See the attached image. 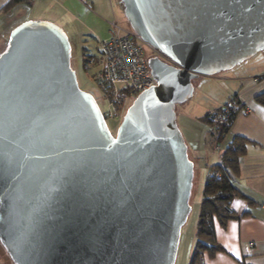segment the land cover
<instances>
[{
	"label": "water",
	"instance_id": "95a60500",
	"mask_svg": "<svg viewBox=\"0 0 264 264\" xmlns=\"http://www.w3.org/2000/svg\"><path fill=\"white\" fill-rule=\"evenodd\" d=\"M157 82L113 135L65 32L26 20L0 53V244L14 264H175L194 167L175 105L264 50V0H120Z\"/></svg>",
	"mask_w": 264,
	"mask_h": 264
},
{
	"label": "crops",
	"instance_id": "0c3cea01",
	"mask_svg": "<svg viewBox=\"0 0 264 264\" xmlns=\"http://www.w3.org/2000/svg\"><path fill=\"white\" fill-rule=\"evenodd\" d=\"M8 1L0 0V46L7 44L11 30L26 20L63 23L60 26L67 28V34L72 36L77 35V29L85 28L103 38L112 30V23L118 21L122 9L119 0H29L5 11ZM260 73L264 74V69L254 74ZM255 77L238 78L237 91L233 92L245 107L237 114L229 133L231 137L240 135L250 141L233 181L242 197H235L230 203L237 217L229 220L225 227L215 224L216 240L225 251L207 258V264H264V108L254 100L255 94L264 90V82L256 81ZM213 104L203 115L219 107ZM208 135L210 130L207 129L206 138ZM209 140L212 143L211 137ZM211 150L210 154H203L187 149L191 158L204 161L206 175V165L218 163V153Z\"/></svg>",
	"mask_w": 264,
	"mask_h": 264
},
{
	"label": "rangeland",
	"instance_id": "374dc122",
	"mask_svg": "<svg viewBox=\"0 0 264 264\" xmlns=\"http://www.w3.org/2000/svg\"><path fill=\"white\" fill-rule=\"evenodd\" d=\"M116 23L123 28L130 27L122 9L120 10V16ZM60 25L64 24L59 23L58 26L67 35L70 44V64L76 74L79 87L83 91L90 93L93 98H95L100 110L105 113L107 111V104L103 100L101 90L93 80L92 75L102 60V56L100 54V41L106 39L108 34L101 38V35L96 36L91 34L85 28H79L76 30L77 35L72 36L73 34H67V28L64 29ZM5 46L6 45L0 46V53L5 49ZM142 47L144 48L148 58L155 55L154 50L146 44H142ZM85 60H90V64L95 61L94 66L86 69ZM263 69L264 50L256 53L254 56L242 63H238L234 68L221 71L213 76L200 75L192 80L193 93L191 97L185 102L175 105L176 123L187 145V149L190 152L191 150H196L203 152V154H210L212 151L211 149H215L213 142L211 143V140H209L210 135L206 138V130L208 129L209 131L210 127L199 117L202 116L206 110L211 109L213 107L211 106L213 103H217L213 104L214 106H221L226 103L228 99L234 95L233 92L237 91L236 89L239 85V80H237L238 78L249 75H256L257 77L255 78L264 77L263 73L254 74L255 72H259V70ZM262 82H264V78ZM133 99H131L123 109L119 110L118 113L120 117H107L106 124L113 135L116 134L121 119ZM230 138L231 134L229 133L224 142L219 144V147L223 149ZM217 152L218 151L214 150V153ZM191 156L189 155V158L193 162L194 174L189 197L190 211L181 228L175 264H188L189 256L195 240L194 234L206 175L203 165L204 161L199 160L196 157L191 158ZM0 264H14L1 244Z\"/></svg>",
	"mask_w": 264,
	"mask_h": 264
},
{
	"label": "trees",
	"instance_id": "16d2710c",
	"mask_svg": "<svg viewBox=\"0 0 264 264\" xmlns=\"http://www.w3.org/2000/svg\"><path fill=\"white\" fill-rule=\"evenodd\" d=\"M28 1L9 0L4 10H10L13 6ZM94 63L95 61L90 64V60H85V68L89 69L87 68L89 64L93 67ZM95 71L92 78L96 82L94 79ZM254 100L264 108V90L255 94ZM225 107L228 109L225 113V119L217 126L210 116L212 110L201 117L202 121L210 127V137L215 147L214 150L218 151V163L206 165L207 175L204 179L194 234L195 240L188 264H207V258L210 259L215 254L225 251L216 240L215 224L225 227L229 220L236 218L237 215L230 209V203L233 198L242 197V194L235 188L233 181L239 172L240 158L246 154L247 145L250 141L243 136L234 135L223 149L219 147V144L224 142L234 119L245 106L235 94L226 103L214 109L222 112Z\"/></svg>",
	"mask_w": 264,
	"mask_h": 264
},
{
	"label": "built area",
	"instance_id": "2783aa9c",
	"mask_svg": "<svg viewBox=\"0 0 264 264\" xmlns=\"http://www.w3.org/2000/svg\"><path fill=\"white\" fill-rule=\"evenodd\" d=\"M144 44L139 37L129 28H123L112 23V30L108 37L100 41V54L102 60L95 71L94 79L99 86L103 100L107 104V117L119 116V110L139 93L156 86L157 82L152 77L147 66ZM89 64L87 68H90ZM264 77L255 78L260 82ZM227 108L221 112L217 109L211 111L210 116L215 125L225 119Z\"/></svg>",
	"mask_w": 264,
	"mask_h": 264
},
{
	"label": "flooded vegetation",
	"instance_id": "af4514ba",
	"mask_svg": "<svg viewBox=\"0 0 264 264\" xmlns=\"http://www.w3.org/2000/svg\"><path fill=\"white\" fill-rule=\"evenodd\" d=\"M154 52H155V51H154ZM154 54H155L154 56L158 55V54H156V52H155Z\"/></svg>",
	"mask_w": 264,
	"mask_h": 264
}]
</instances>
